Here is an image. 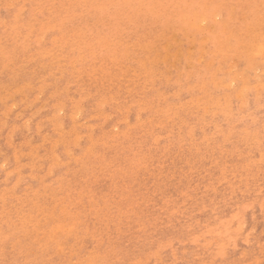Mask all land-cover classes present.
<instances>
[{
    "label": "rangeland",
    "instance_id": "374dc122",
    "mask_svg": "<svg viewBox=\"0 0 264 264\" xmlns=\"http://www.w3.org/2000/svg\"><path fill=\"white\" fill-rule=\"evenodd\" d=\"M0 35V264H264V0H0Z\"/></svg>",
    "mask_w": 264,
    "mask_h": 264
},
{
    "label": "bare ground",
    "instance_id": "6f19581e",
    "mask_svg": "<svg viewBox=\"0 0 264 264\" xmlns=\"http://www.w3.org/2000/svg\"><path fill=\"white\" fill-rule=\"evenodd\" d=\"M81 1H82V0H81ZM176 1H178V0H176ZM181 1H182V0H181ZM229 1H231V0H229ZM240 1H241V0H240ZM70 2H71V1H70ZM77 2H79V1H77ZM122 2H123V1H122ZM156 2H157V1H156ZM202 2H203V1H202ZM232 2H233V1H232ZM13 3H14V2H13ZM103 3H104V2H103ZM171 3H172V2H171ZM173 3H174V2H173ZM240 3H241V2H240ZM48 4H49V3H48ZM57 4H58V3H57ZM81 4H82V3H81ZM119 4H120V3H119ZM159 4H160V3H159ZM261 4H262V3H261ZM109 5H110V4H109ZM173 5H174V4H173ZM46 6H47V5H46ZM48 6H49V5H48ZM67 6H68V5H67ZM95 6H97V4H96ZM104 6H105V5H104ZM120 6H121V5H120ZM159 6H160V5H159ZM218 6H219V5H218ZM243 6H244V5H243ZM259 6H262V5H259ZM22 7H23V6H22ZM98 7H99V6H98ZM247 7H248V5H247ZM15 8H16V7H15ZM53 8H54V7H53ZM102 8H104V7H102ZM179 8H180V7H179ZM182 8H184V7H182ZM202 8H203V7H202ZM214 8H215V7H214ZM220 8H221V7H220ZM228 8H229V7H228ZM255 8H257V7H255ZM16 9H17V8H16ZM18 9H19V8H18ZM21 9H22V8H20L19 11H21ZM34 9H35V8H34ZM50 9H51V8H50ZM194 9H195V8H194ZM216 9H217V8H216ZM248 9H249V8H248ZM36 10H37V9H36ZM36 10H35V11H36ZM60 10H61V9H60ZM105 10H106V9H105ZM19 11H18V12H19ZM46 11H47V10H46ZM48 11H49V10H48ZM52 11H53V10H52ZM54 11H55V9H54ZM107 11H108V10H107ZM135 11H136V10H135ZM152 11H153V10H152ZM155 11H156V10H155ZM185 11H186V10H185ZM191 11H192V10H191ZM194 11H195V10H194ZM194 11H193V13H194ZM229 11H230V9H229ZM253 11H254V10H253ZM21 12H22V11H21ZM21 12H20V13H21ZM41 12H42V11H41ZM111 12H112V11H110V13H111ZM116 12H117V11H116ZM158 12H159V11H158ZM37 13H38V12H37ZM48 13H49V12H48ZM57 13H58V12H57ZM80 13H81V12H80ZM85 13H86V12H85ZM85 13H84V14H85ZM107 13H108V12H107ZM113 13H115V12H113ZM191 13H192V12H191ZM236 13H237V12H236ZM262 13H263V12H262ZM30 14H31V13H30ZM54 14H55V13H54ZM54 14H53V15H54ZM94 14H95V13H94ZM101 14H102V13H101ZM101 14H100V15H101ZM162 14H163V13H162ZM260 14H261V13H260ZM49 15H51V14H49ZM80 15H81V14H80ZM87 15H88V14H87ZM181 15H182V14H181ZM240 15H241V14H240ZM13 16H14V15H13ZM16 16H17V15H16ZM38 16H39V15H38ZM54 16H55V15H54ZM105 16H106V15H105ZM114 16H115V15H114ZM126 16H127V15H126ZM210 16H211V15H210ZM171 17H172V16H171ZM261 17H262V16H261ZM261 17H260V18H261ZM58 18H59V17H58ZM169 18H170V17H169ZM230 18H231V16H230ZM236 18H237V17H236ZM246 18H247V17H246ZM30 19H31V18H30ZM52 19H54L53 16H52ZM52 19H50V20H52ZM59 19H60V18H59ZM73 19H74V18H73ZM180 19H181V18H180ZM182 19H183V18H182ZM202 19H204V18H202ZM55 20H56V19H55ZM79 20H80V19H79ZM79 20H78V21H79ZM102 20H103V19H102ZM116 20H117V19H116ZM130 20H132V19H130ZM191 20H192V19H191ZM219 20H220V19H219ZM4 21H5V20H4ZM52 21H53V20H52ZM58 21H59V20H58ZM181 21H182V20H181ZM214 21H215V20H214ZM241 21H242V20H241ZM253 21H254V20H253ZM48 22H49V21H48ZM53 22H54V21H53ZM56 22H57V21H56ZM111 22H112V21H111ZM111 22H110V23H111ZM115 22H116V21H115ZM120 22H121V21H120ZM191 22H192V21H191ZM200 22H201V21H200ZM206 22H207V21H206ZM243 22H244V20H243ZM164 23H165V22H164ZM257 23H258V22H257ZM19 24H20V23H19ZM44 24H45V27H46V25H48V24H46V23H44ZM113 24H114V23H113ZM3 25H4V24H3ZM27 25H28V24H26V26H27ZM29 25H30V24H29ZM102 25H103V23H102ZM250 25H251V24H250ZM259 25H260V24H259ZM6 26H7V25H6ZM6 26H5V27H6ZM20 26H21V25H20ZM103 26H104V25H103ZM119 26H120V25H119ZM127 26H128V25H127ZM135 26H136V25H135ZM198 26H199V25H198ZM204 26H205V25H204ZM212 26H213V25H212ZM244 26H245V25H244ZM256 26H257V25H256ZM13 27H14V26H13ZM54 27H55V26H54ZM95 27H96V26H95ZM209 27H210V26H209ZM29 28H30V27H29ZM55 28L57 29V27H55ZM190 28H191V27H190ZM9 29H10V28H9ZM24 29H25V27H24ZM26 29H27V28H26ZM33 29H34V26H33ZM97 29H98V28H97ZM105 29H106V28H105ZM211 29H212V28H211ZM31 30H32V29H31ZM41 30H42V28H41ZM43 30H44V29H43ZM85 30H86V29H85ZM55 31H57V30H55ZM4 32H5V31H4ZM37 32H38V31H37ZM82 32H83V31H82ZM172 32H173V31H172ZM221 32H222V31H221ZM8 33H10V32H8ZM24 33H25V35H27V32H24ZM176 33H177V32H176ZM198 33H199V32H198ZM229 33H230V31H229ZM250 33H251V32H250ZM253 33H254V32H253ZM16 34H17V33H16ZM35 34H36V32H35ZM35 34H34V35H35ZM99 34H100V33H99ZM163 34H164V33H163ZM174 34H175V33H174ZM174 34H173V35H174ZM232 34H233V33H232ZM5 35H6V34H5ZM8 35H9V34H8ZM17 35H19V34H17ZM29 35H31V34H29ZM54 35H55V34H54ZM54 35H53V36H54ZM69 35H70V34H69ZM78 35H79V34H78ZM88 35H89V34H88ZM160 35H161V34H160ZM0 36H1V35H0ZM36 36H37V35H36ZM55 36H56V35H55ZM101 36H102V35H101ZM171 36H172V35H171ZM191 36H192V35H191ZM245 36H246V35H245ZM18 37H19V36H18ZM26 37H27V36H26ZM26 37H25V39H26ZM28 37H29V36H28ZM102 37H103V36H102ZM111 37H112V36H111ZM50 38H51V37H50ZM50 38H49V40H50ZM62 38H63V37H62ZM62 38H61V39H62ZM68 38H69V37H68ZM73 38H74V37H73ZM78 38H79V37H78ZM120 38H121V37H120ZM169 38H170V37H169ZM216 38H217V37H216ZM254 38H255V37H254ZM259 38H260V37H259ZM29 39H30V38H29ZM33 39H34V38H33ZM76 39H77V38H76ZM204 39H205V38H204ZM27 40H28V39H27ZM38 40H39V39H38ZM74 40H75V38H74ZM79 40H80V39H79ZM123 40H124V39H123ZM177 40H178V39H177ZM12 41H13V40H12ZM12 41H11V42H12ZM58 41H59V40H58ZM58 41H57V42H58ZM60 41H61V40H60ZM66 41H67V40H66ZM139 41H140V40H139ZM189 41H190V40H189ZM191 41H192V40H191ZM205 41H206V40H205ZM205 41H204V42H205ZM217 41H218V40H217ZM33 42H34V41H33ZM71 42H72V41H71ZM71 42H70V43H71ZM121 42H122V41H121ZM167 42H168V41H167ZM179 42H180V41H179ZM179 42H178V43H179ZM202 42H203V41H202ZM242 42H243V40H242ZM254 42H255V41H254ZM16 43H17V42H16ZM16 43H15V44H16ZM25 43H26V42H25ZM38 43H39V42H38ZM48 43H49V42H48ZM52 43H53V42H52ZM62 43H63V42H62ZM118 43H119V42H118ZM225 43H226V41H225ZM246 43H247V42H246ZM22 44H23V43H22ZM29 44H30V43H29ZM55 44H56V42H55ZM64 44H65V43H64ZM67 44H69V43H67ZM72 44H73V43H72ZM82 44H83V43H82ZM114 44H115V43H114ZM116 44H117V43H116ZM119 44L121 45L122 43H119ZM125 44H126V43H125ZM130 44H131V43H130ZM167 44H168V43H167ZM173 44H174V43H173ZM192 44H193V43H192ZM203 44H204V43H203ZM239 44H240V43H239ZM241 44H242V43H241ZM243 44H244V43H243ZM249 44H250V43H249ZM11 45H12V43H11ZM30 45H31V44H30ZM56 45H57V44H56ZM58 45H59V44H58ZM61 45H62V44H61ZM178 45H179V44H178ZM200 45H201V44H200ZM200 45H199V46H200ZM252 45H253V44H252ZM255 45H256V44H255ZM53 46H54V45H53ZM62 46H63V45H62ZM76 46H77V45H76ZM80 46H81V45H80ZM115 46H116V45H115ZM147 46H149V44H148ZM173 46H174V45H173ZM179 46H180V45H179ZM191 46H192V45H191ZM191 46H190V47H191ZM125 47H126V46H125ZM174 47H175V46H174ZM256 47H257V46H256ZM263 47H264V46H263ZM1 48H2V46H1ZM15 48H16V46H15ZM73 48H74V47H73ZM122 48H123V47H122ZM133 48H134V47H133ZM244 48H245V47H244ZM6 49H7V48H6ZM50 49H51V48H50ZM189 49H190V48H189ZM234 49H235V48H234ZM250 49H252V48H250ZM1 50H2V49H1ZM4 50H5V49H4ZM48 50H49V49H48ZM62 50H63V49H61L60 51H62ZM122 50H123V49H122ZM140 50H141V49H140ZM147 50H148V49H147ZM177 50H178V49H177ZM223 50H224V49H223ZM245 50H246V49H245ZM25 51H26V50H25ZM33 51H34V50H33ZM40 51H41V50H40ZM113 51H114V50H113ZM175 51H176V50H175ZM175 51H174V52H175ZM249 51H250V50H249ZM251 51H252V50H251ZM11 52H12V51H11ZM42 52H43V51H42ZM46 52H47V51H46ZM56 52H57V51H56ZM79 52H80V51H79ZM142 52H143V51H142ZM188 52H189V51H188ZM240 52H241V51H240ZM246 52H247V51H246ZM50 53H51V51H50ZM50 53H49V52L46 53L47 56H49ZM77 53H78V52H77ZM127 53H128V52H127ZM148 53H149V52H148ZM201 53H202V52H201ZM6 54H7V53H6ZM6 54H3V55L6 56ZM12 54H13V53H12ZM12 54H11V56H12ZM46 54L44 53V55H46ZM59 54H60V53H59ZM124 54H125V53H124ZM170 54H171V53H170ZM175 54H176V53H175ZM179 54H180V53H179ZM188 54H189V53H188ZM211 54H212V53H211ZM228 54H229V53H228ZM15 55H16V54H15ZM22 55H23V54H22ZM22 55H21V56H22ZM25 55H27V54H25ZM125 55H126V54H125ZM134 55H135V54H134ZM202 55H203V54H202ZM218 55H219V54H218ZM236 55H237V54H236ZM251 55H252V54H251ZM257 55H259V54L257 53ZM9 56H10V55H9ZM28 56H29V55H28ZM28 56H27V57H28ZM31 56H32V54H31ZM51 56H52V54H51ZM54 56H55V55H54ZM147 56H148V55H147ZM165 56H166V55L164 54V57H165ZM200 56H201V55H200ZM213 56H214V55H213ZM247 56H248V55H247ZM259 56H260V55H259ZM261 56H262V55H261ZM14 57H15V56H14ZM24 57H25V56H24ZM36 57H37V55H36ZM36 57H35V58H36ZM55 57H57V55H56ZM76 57H77V56H76ZM84 57H85V56H84ZM178 57H179V56H178ZM7 58L9 59V57H7ZM30 58L33 60L34 57H33V58H32V57H29V59H30ZM35 58H34V59H35ZM39 58H40V56H39ZM53 58H54V57H53ZM60 58H61V57H60ZM168 58H169V57H168ZM236 58H237V57H236ZM236 58H235V59H236ZM0 59H1V58H0ZM17 59H18V58H17ZM19 59H20V57H19ZM25 59H26V58H25ZM31 59H30V60H31ZM41 59H42V58H41ZM55 59H57V58H55ZM58 59H59V58H58ZM58 59H57V60H58ZM61 59L63 60V58H61ZM67 59H68V58H67ZM212 59H213V58H212ZM245 59H246V58H245ZM1 60H2V59H1ZM9 60L11 61V59H9ZM14 60H15V58H14ZM47 60H48V59H47ZM254 60H255V59H254ZM5 61H6V60H5ZM16 61H17V60H16ZM79 61H80V60H79ZM198 61H199V60H198ZM235 61H236V60H235ZM249 61H250V60H248L247 62H249ZM252 61H253V60H252ZM29 62H30V61H29ZM48 62H49V61H48ZM48 62H47V63H48ZM53 62H54V61H52V63H53ZM58 62H59V60H58ZM58 62H57V63H58ZM77 62H78V61H77ZM82 62H83V61H82ZM130 62H131V61H130ZM206 62H207V61H206ZM210 62H211V61H210ZM14 63H15V62H14ZM72 63H73V62H72ZM88 63H89V62H88ZM223 63H224V62H223ZM12 64H13V63H12ZM27 64H28V63H27ZM45 64H46V62H45ZM185 64H186V63H185ZM72 65H73V64H72ZM143 65H144V64H143ZM155 65H156V64H155ZM187 65H188V64H187ZM57 66H58V65H57ZM59 66H60V65H59ZM86 66H87V65H86ZM219 66H220V65H219ZM249 66H250V65H249ZM39 67H40V66H39ZM42 67H43V66H42ZM84 67H85V66H84ZM189 67H190V66H189ZM201 67H202V66H201ZM214 67H215V66H214ZM35 68H36V67H35ZM148 68H149V67H148ZM186 68H187V67H186ZM204 68H205V67H204ZM247 68H248V67H247ZM2 69H3V68H2ZM33 69H34V68H33ZM33 69H32V70H33ZM63 69H64V68H63ZM150 69H152V68H150ZM227 69H228V68H227ZM242 69H244V68H242ZM3 70H4V69H3ZM32 70H31V71H32ZM58 70H59V69H58ZM79 70H80V69H79ZM85 70H86V69H85ZM184 70H185V69H184ZM5 71H6V70H5ZM11 71H12V70H11ZM14 71H15V70H14ZM205 71H206V70H205ZM213 71H214V70H213ZM53 72H54V71H53ZM60 72H61V71H60ZM60 72H59V73H60ZM74 72H76V71H74ZM184 72H185V71H184ZM187 72H188V71H187ZM187 72H185V73L187 74ZM193 72H194V71H193ZM5 73H6V72H5ZM49 73H50V72H49ZM49 73H48V75H50ZM76 73H77V72H76ZM160 73H161V72H160ZM178 73H179V71H178ZM54 74H55V73H54ZM190 74H192V73H190ZM233 74H234V73H233ZM72 75H73V74H72ZM167 75H168V74H167ZM178 75H179V74H178ZM236 75H237V73H236ZM236 75H235V76H236ZM51 76H52V74H51ZM149 76H150V75H149ZM170 76H171V75H170ZM176 76H177V75H176ZM184 76H185V75H184ZM244 76H245V75H244ZM177 77H178V76H177ZM207 77H208V76H207ZM242 77H243V76H242ZM88 78H89V77H88ZM211 78H212V77H211ZM214 78H215V77H214ZM239 78H240V77H239ZM166 79H167V78H166ZM176 79H177V78H176ZM40 80H41V79H40ZM216 80H217V79H216ZM79 81H80V80H79ZM75 82H76V81H75ZM82 82H83V81H82ZM100 82H101V81H100ZM153 82H154V81H153ZM153 82H152V83H153ZM207 82H208V81H207ZM211 82H212V81H211ZM28 83H29V82H28ZM79 83H80V82H79ZM79 83H78V84H79ZM83 83H84V82H83ZM147 83H148V82H147ZM246 83H247V82H246ZM75 84H76V83H75ZM78 84H77V85H78ZM1 85H2V84H1ZM92 85H93V84H92ZM144 85H145V84H144ZM150 85H151V84H150ZM188 85H189V84H188ZM191 85H192V84H191ZM231 85H232V84H231ZM201 86H202V85H201ZM47 87H48V86H47ZM190 87H191V86H190ZM190 87H189V88H190ZM251 87H252V86H251ZM215 88H216V87H215ZM38 89H39V88H38ZM76 89H77V87L75 88V90H76ZM81 89H82V88H81ZM81 89H80V90H81ZM197 89H198V88H197ZM201 89H202V88H201ZM205 89H206V88H205ZM212 89H213V87H212ZM242 89H243V88H242ZM28 90H29V89H28ZM199 90H200V89H199ZM76 91H77V90H76ZM64 92H65V91H64ZM72 92H73V91H72ZM157 92H158V91H157ZM200 92H201V91H200ZM203 92H204V91H203ZM203 92H202V93H203ZM209 92H210V91H209ZM88 93H89V92H88ZM88 93H87V94H88ZM204 93H205V92H204ZM241 93H242V92H241ZM257 93H258V92H257ZM158 94H159V93H158ZM108 95H109V94H108ZM110 95H111V94H110ZM156 95H157V94H156ZM209 95H210V94H209ZM78 96H79V95H78ZM84 96H85V95H84ZM207 96H208V95H207ZM231 96H232V95H231ZM238 96H239V95H238ZM193 97H194V96H193ZM221 97H222V96H221ZM240 97H242V96H240ZM50 98H51V97H50ZM110 98H111V97H110ZM195 98H196V97H195ZM195 98H194V99H195ZM200 98H201V96H200ZM202 98H203V97H202ZM253 98H254V97H253ZM253 98H252V99H253ZM66 99H67V98H66ZM103 99H104V98H103ZM104 100H105V99H104ZM157 100H158V99H157ZM200 100H201V99H200ZM70 101H71V100H70ZM76 101H77V100H76ZM151 101H152V100H151ZM187 101H188V99H187ZM80 102H81V101H80ZM188 102H189V101H188ZM190 102H191V101H190ZM196 102H197V100H196ZM202 102H203V101H202ZM61 103H62V102H61ZM140 104H141V103H140ZM164 104H165V103H164ZM76 105H77V104H76ZM138 105H139V104H138ZM187 105H188V104H187ZM195 105H196V104H195ZM210 105H211V104H210ZM53 106L56 107L55 105H53ZM57 106H58V105H57ZM100 106H101V105H100ZM158 106H159V105H158ZM160 106H161V105H160ZM182 106H183V105H182ZM185 106H186V105H185ZM189 106H190V105H189ZM215 106H216V105H215ZM246 106H247V105H246ZM262 106H263V105H262ZM148 107H149V106H148ZM101 108H102V107H101ZM101 108H100V109H101ZM128 108H129V107H128ZM55 109H56V108H55ZM119 109H120V108H119ZM156 109H157V108H156ZM180 109H181V108H180ZM8 110H9V109H8ZM117 110H118V109H117ZM126 110H127V109H126ZM137 110H138V109H137ZM140 110H141V109H140ZM20 111H21V110H20ZM62 111H63V110H62ZM154 111H155V110H154ZM159 111H160V110H159ZM162 111H163V110H162ZM165 111H166V110H165ZM169 111H170V110H169ZM172 111H173V110H172ZM180 111H181V110H180ZM189 111H190V110H189ZM195 111H196V110H195ZM6 112H7V111H6ZM80 112H81V111H80ZM124 112H125V111H124ZM126 112H127V111H126ZM126 112H125V114H126ZM175 112H176V111H175ZM185 112H186V111H185ZM53 113H55V112H53ZM106 113H107V112H106ZM196 113L198 114V112H196ZM238 113H239V112H238ZM174 114H175V113H174ZM154 115H155V114H154ZM162 115H163V114H162ZM164 115H165V114H164ZM166 115H167V114H166ZM172 115H173V114H172ZM2 116H3V114H2ZM16 116H17V115H16ZM124 116H125V115H124ZM160 116H161V115H160ZM177 116H178V115H177ZM71 117H72V115H71ZM103 117H104V116H103ZM174 117H175V116H174ZM233 117H234V116H233ZM247 117H248V116H247ZM3 118H4V117H3ZM72 118H73V117H72ZM74 118H75V116H74ZM91 118H92V116H91ZM95 118H96V117H95ZM137 118H138V117H137ZM179 118H180V117H179ZM195 118H197V117L195 116ZM241 118H242V116H241ZM148 119H149V118H148ZM243 119H244V117H243ZM71 120H72V119H71ZM125 120H126V119H125ZM136 120H138V119H136ZM177 120H178V118H177ZM183 120H184V119H183ZM199 120H200V119H199ZM246 120H247V119H246ZM23 121H24V120H23ZM143 121H144V120H143ZM175 121H176V120H175ZM50 122H51V121H50ZM72 122H73V121H72ZM182 122H183V121H182ZM1 123H2V122H1ZM15 123H16V122H15ZM22 123H23V122H22ZM200 123H202V122H200ZM233 123H234V122H233ZM40 124H41V123H40ZM206 124H207V123H206ZM11 125H12V124H11ZM100 125H101V124H100ZM100 125H99V127H100ZM202 125H203V124H202ZM101 126H102V125H101ZM184 126H185V125H184ZM176 127H177V126H176ZM229 127H230V126H229ZM246 127H247V125H246ZM27 128H28V127H27ZM61 128H63V127H61ZM178 128H179V127H178ZM190 128H191V127H190ZM204 128H205V127H204ZM17 129H18V128H17ZM17 129H15V130H17ZM86 129H87V128H86ZM116 129H117V128H116ZM228 129H229V128H228ZM53 130H54V129H53ZM90 130H91V129H90ZM113 130H114V129H113ZM177 130H180V129H177ZM36 131H37V130H36ZM10 132H12V131H10ZM71 132H73V131H71ZM201 132H202V131H201ZM228 132H229V131H228ZM123 133H124V132H123ZM188 133H189V132H188ZM221 133H222V132H221ZM73 134H74V133H73ZM192 134H193V133H192ZM203 134H204V133H203ZM9 135H10V134H9ZM11 135H13V134H11ZM74 135H75V134H74ZM80 135H81V134H80ZM178 135H179V134H178ZM189 135H190V134H189ZM204 135H205V134H204ZM222 135H223V134H222ZM263 135H264V134H263ZM59 136H60V135H59ZM83 136H84V135H83ZM182 136H183V135H182ZM192 136H193V135H192ZM7 137H8V135H7ZM42 137H43V136H42ZM155 137H156V136H155ZM180 137H181V136H180ZM188 137H189V136H188ZM203 137H204V136H203ZM73 138H74V137H73ZM73 138H72V139H73ZM75 138H76V136H75ZM75 138H74V140H75ZM77 138H78V137H77ZM190 138H191V137H190ZM10 139H11V138H10ZM31 139H32V138H31ZM93 139H94V138H93ZM193 139H194V138H193ZM200 139H201V138H200ZM263 139H264V138H263ZM22 140H23V139H22ZM26 140H28V139H26ZM89 140H90V139H89ZM72 141H73V140H72ZM182 141H183V139H182ZM204 141H205V140H204ZM224 141H225V140H224ZM231 141H232V140H231ZM10 142H11V140H10ZM12 142H13V140H12ZM30 142H31V141H30ZM66 142H67V141H66ZM73 142H74V141H73ZM208 142H209V141H208ZM245 142H246V141H245ZM14 143H15V142H14ZM28 143H29V142H28ZM28 143H26V144L28 145ZM69 143H70V141H69ZM69 143H68V144H69ZM200 143H201V142H200ZM6 144H7V142H6ZM10 144H11V143H10ZM20 144H21V142H20ZM26 144H25V145H26ZM110 144H111V143H110ZM243 144H244V143H243ZM260 144H261V143H260ZM7 145L9 146V144H7ZM70 145H71V144H70ZM98 145H99V144H98ZM215 145H216V144H215ZM4 146H5V143H4ZM23 146H24V145H23ZM189 146H190V145H189ZM10 147H11V145H10ZM18 147H19V145H18ZM30 147H31V146H30ZM73 147H74V146H73ZM92 147H93V145H92ZM215 147H216V146H215ZM217 147H218V146H217ZM5 148H6V147H5ZM13 148H14V147H13ZM38 148H39V147H38ZM63 148H65V147H63ZM88 148H89V147H88ZM186 148H187V147H186ZM190 148H191V147H190ZM234 148H235V147H234ZM257 148H258V147H257ZM47 149H48V148H47ZM69 149H70V148H69ZM78 149H80V148H78ZM192 149H193V148H192ZM217 149H218V148H217ZM13 150H14V149H13ZM45 150H46V149H45ZM50 150H51V149H50ZM52 150H53V149H52ZM65 150H66V149H65ZM65 150H64V151H65ZM187 150H188V149H187ZM195 150H196V149H195ZM239 150H240V149H239ZM1 151H2V150H1ZM92 151H93V150H92ZM219 151H220V150H219ZM65 152H67V151H65ZM88 152H89V151H88ZM88 152H87L86 154H88ZM194 152H195V151H194ZM197 152H198V151H197ZM224 152H225V151H224ZM247 152H248V151H247ZM52 153H53V152H52ZM205 153H206V152H205ZM205 153H204V154H205ZM241 154H242V153H241ZM248 154H249V153H248ZM34 155H35V154H34ZM65 155H67V154L65 153ZM70 155H71V154H70ZM83 155H84V153H83ZM83 155H81V157H83ZM88 155H89V154H88ZM199 155H200V154H199ZM54 156H55V155H54ZM85 156H86V155H85ZM218 156H219V155H218ZM35 157H36V156H35ZM67 157H68V156H67ZM214 157H215V156H214ZM224 157H225V156H224ZM238 157H239V156H238ZM16 158H17V157H16ZM16 158H15V159H16ZM51 158H52V157H51ZM54 158H55V157H54ZM54 158H53V159H54ZM56 158H57V156H56ZM56 158H55V162L57 161ZM34 159H35V158H34ZM58 159H59V158H58ZM60 159H62V158H60ZM83 159H84V157H83ZM250 159H251V158H250ZM84 160H85V159H84ZM199 160H200V159H199ZM69 161H70V160H69ZM86 161H87V160H86ZM253 161H254V160H253ZM60 162H61V161H60ZM63 162H64V160L62 161V163H63ZM80 162H81V160H80ZM84 162H85V161H84ZM216 162H217V161H216ZM236 162H237V161H236ZM246 162H247V161H246ZM18 163H19V162H18ZM33 163H34V162H33ZM64 163H65V162H64ZM66 164H69V163H66ZM257 164H258V163H257ZM1 165H3V164H1ZM61 165L63 166V164H61ZM64 165H65V164H64ZM75 165H76V162H75ZM234 165H235V164H234ZM240 165H241V164H240ZM33 166H34V165H33ZM59 166H60V165H59ZM84 166H85V165H84ZM94 166H95V165H94ZM0 167H2V166H0ZM48 167H49V166H48ZM52 167H53V166H52ZM56 167H57V166H56ZM63 167H64V166H63ZM107 167H108V166H107ZM251 167H252V166H251ZM32 168H33V167H32ZM49 168H51V165H50ZM66 168H67V167H66ZM79 168H80V166H79ZM81 168H82V167H81ZM76 169H77V168H76ZM85 169H86V168H85ZM30 170H31V169H30ZM70 170H71V169H70ZM49 171H50V169H49ZM49 171H48V172H49ZM62 171H63V170H62ZM73 171H74V173H75V169H73ZM73 171H72V172H73ZM76 171H77V170H76ZM229 171H230V170H229ZM16 172H17V170H16ZM51 172H52V171H51ZM51 172H50V173H51ZM72 172L70 171V172H68V173H71V175H72V174H73ZM86 172H87V171H86ZM90 172H91V171H90ZM7 173H8V172H7ZM46 173H47V172H46ZM63 173H64V171H63ZM34 174H35V173H34ZM44 174H45V173H44ZM47 174H48V173H47ZM64 174H66V172H65ZM73 175H74V174H73ZM73 175H72V176H73ZM77 175H78V174H77ZM233 175H234V174H233ZM239 175H240V174H239ZM8 176H9V175H8ZM65 176H66V175H65ZM40 177H41V176H40ZM40 177H38V178H40ZM44 177H45V176H44ZM33 178H34V177H33ZM63 178H65V177H63ZM31 179H32V178H31ZM61 179H62V177H61ZM239 179H240V178H239ZM4 180H5V179H4ZM16 180H17V179H16ZM34 180H35V179H34ZM106 180H107V179H106ZM1 181H2V180H1ZM87 182H88V181H87ZM15 183H16V181H15ZM13 184H14V183H13ZM18 184H19V183H18ZM79 184H80V183H79ZM84 184H85V183H84ZM16 185H17V184H16ZM85 185H86V184H85ZM85 185H84V186H85ZM101 185H102V184H101ZM8 188H9V187H8ZM12 188H13V187H11V189H12ZM23 188H24V187H23ZM80 188H81V187H80ZM0 189H1V188H0ZM2 189H3V188H2ZM25 189H26V187H25ZM13 190H14V189H13ZM43 190H44V189H43ZM43 190H42V191H43ZM79 190H80V189H79ZM90 190H91V189H90ZM30 191H31V190H30ZM53 191H54V189H53ZM69 191H71V189H69ZM1 192H2V190H1ZM11 192H12V191H11ZM74 192H75V191H74ZM2 193H3V192H2ZM2 193H1V194H2ZM76 193H77V192H76ZM83 193H84V192H83ZM89 193H90V192H89ZM32 195H34V193H32ZM91 195H92V194H91ZM76 196H77V195H76ZM66 197H68L67 194H66ZM80 197H81V196H80ZM90 197H91V196H90ZM68 198H69V197H68ZM72 198H73V197H72ZM16 199H17V198H16ZM20 199H21V198H20ZM63 199H64V198H63ZM79 199H80V198H79ZM88 199H89V198H88ZM88 199H87V200H88ZM73 200H74V199H73ZM104 200H105V199H104ZM3 201H4V200H3ZM30 201H31V200H30ZM92 201H93V200H92ZM33 202H34V201H33ZM4 203H5V202H4ZM16 203H17V202H16ZM68 203H69V201H68ZM75 204H76V203H75ZM94 204H95V203H94ZM33 205H34V203H33ZM107 205H108V204H107ZM9 206H10V205H9ZM66 206H67V204H66ZM73 206H74V205H73ZM73 206H72V207H73ZM102 206H103V205H102ZM105 206H106V205H105ZM110 206H111V205H110ZM110 206H109V207H110ZM150 206H151V205H150ZM69 207H71V205H70ZM109 207H108V208H109ZM73 208H74V207H73ZM82 209H83V208H82ZM95 210H96V209H95ZM95 210H94V211H95ZM6 211H8V210H6ZM40 212H41V211H40ZM65 212H66V210H65ZM76 213H77V212H76ZM70 214H72V213H70ZM70 214H69V215H70ZM74 214H75V212H74ZM93 214H94V213H93ZM7 215H8V214H7ZM88 215H89V214H88ZM233 217H234V216H233ZM58 220H59V219H58ZM71 220H73V219H71ZM68 221H69V220H68ZM73 221H74V220H73ZM75 221H76V220H75ZM70 222H71V221H70ZM247 222H248V221H247ZM74 223H75V222H74ZM78 223H79V222H78ZM64 224H65V223H64ZM237 224H238V223H237ZM237 224H236V225H237ZM245 224H246V223H245ZM76 225H77V224H76ZM241 225H242V224H241ZM241 225H240V226H241ZM247 225H248V224H247ZM87 226H88V224H87ZM233 226H234V225H233ZM237 226H239V225H237ZM237 226H235V227H237ZM84 228H85V226H84ZM239 228H240V227H239ZM66 229H67V228H66ZM69 229H70V228H69ZM236 229H237V228H236ZM71 230H72V229H71ZM79 230H80V229H79ZM85 230H86V229H85ZM85 230H84V231H85ZM77 231H78V230H77ZM86 231H87V230H86ZM92 231H93V230H92ZM13 232H14V231H13ZM52 233H53V232H52ZM87 233H88V231H87ZM81 234H82V233H81ZM82 236H83V235H82ZM88 236H89V234H88ZM88 236H87V237H88ZM91 236H95V235H91ZM85 237H86V236H85ZM83 238H84V236H83ZM90 239H91V237H90ZM81 240H82V239H81ZM91 240H93V239H91ZM63 242H64V241H63ZM74 242H75V241H74ZM93 242H94V241H93ZM89 243H90V242H89ZM70 245H72V244H70ZM59 246H60V245H59ZM49 247H50V246H49ZM49 247H48V248H49ZM222 247H223V246H222ZM51 248H52V247H51ZM69 248H70V247H69ZM76 248H78V247H76ZM90 248H91V246H90ZM52 249H53V248H52ZM45 250H46V249H45ZM72 250H74V249H72ZM89 250H90V249H89ZM51 251H52V250H51ZM57 251H58V250H57ZM39 252H40V251H39ZM63 252H64V251H63ZM69 252H70V251H69ZM90 252H91V251H90ZM92 252H93V251H92ZM250 252H251V251H250ZM24 253H25V252H24ZM24 253H23V254H24ZM71 253H72V251H71L70 254H69L70 256H71ZM74 253H75V252H74ZM77 253H78V252H77ZM39 254H40V253H39ZM56 254H57V252H56ZM82 254H83V253H82ZM88 254H90V253L88 252ZM74 255H75V254H74ZM90 255H91V254H90ZM38 256H39V255H38ZM72 256H73V255H72ZM76 256H77V255H76ZM259 256H260V255H259ZM40 257H41V256H40ZM85 257H86V256H85ZM88 257H89V255H88ZM82 259H83V258H82ZM84 259H85V258H84ZM84 259H83V261H84ZM39 260H40V259H39ZM39 260H38V261H39ZM78 260H79V259H78ZM86 260H87V257H86ZM117 260H118V259H117ZM28 261H29V260H28ZM119 261H120V260H119ZM43 262H44V261H43ZM68 262H69V260H68ZM85 262H86V261H85ZM94 262H95V261H94ZM97 262H98V261H97ZM53 263H54V262H53ZM62 263H63V262H62ZM89 263H90V262H89ZM120 263H122V262L120 261ZM16 264H17V263H16ZM72 264H73V263H72ZM90 264H91V263H90ZM122 264H123V263H122Z\"/></svg>",
    "mask_w": 264,
    "mask_h": 264
}]
</instances>
